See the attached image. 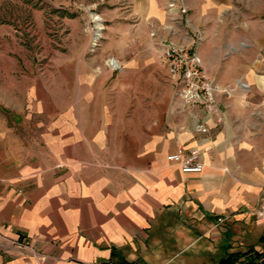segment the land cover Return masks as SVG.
Here are the masks:
<instances>
[{
    "label": "crops",
    "instance_id": "crops-1",
    "mask_svg": "<svg viewBox=\"0 0 264 264\" xmlns=\"http://www.w3.org/2000/svg\"><path fill=\"white\" fill-rule=\"evenodd\" d=\"M124 1L149 43L191 45L199 30L207 46L221 38L237 51L202 58L222 88L220 113L170 85L160 105H130L140 113L99 105L71 119L66 108L61 127L36 138L39 152L14 150L27 140L0 118V264H221L264 251V0H184L188 27L178 0ZM193 149L201 173L168 160Z\"/></svg>",
    "mask_w": 264,
    "mask_h": 264
},
{
    "label": "rangeland",
    "instance_id": "rangeland-1",
    "mask_svg": "<svg viewBox=\"0 0 264 264\" xmlns=\"http://www.w3.org/2000/svg\"><path fill=\"white\" fill-rule=\"evenodd\" d=\"M125 13L124 0H0V118L27 140L13 142L14 150L39 152L44 143L36 138L52 121L60 128L68 107L71 119L97 113L99 105L126 115L141 112L130 105H160L167 86L177 95L159 63L160 42L149 43L146 27ZM201 33L199 41L190 32L201 58L237 52L221 38L207 46ZM241 41L245 51L249 41ZM114 56L121 66L112 65Z\"/></svg>",
    "mask_w": 264,
    "mask_h": 264
},
{
    "label": "built area",
    "instance_id": "built-area-1",
    "mask_svg": "<svg viewBox=\"0 0 264 264\" xmlns=\"http://www.w3.org/2000/svg\"><path fill=\"white\" fill-rule=\"evenodd\" d=\"M178 1L181 5L180 12L183 15V22L190 26L188 8L184 4V0ZM171 10H174L173 4ZM195 33L200 41L202 39L201 31L195 30ZM160 46L162 65L170 79L176 84L178 97L187 105L201 106L208 113H220L219 96L222 93V88L206 70L199 52V43L187 45L162 40ZM241 86L245 87L246 84L241 83ZM198 128L201 131H206L203 124L198 125ZM168 160L179 166L183 173H201L203 171L202 155L197 149L186 154L179 150L169 155ZM257 214L264 217V207ZM223 221L225 219H219L218 223ZM17 244L30 248L27 243L17 242ZM33 255L39 260L42 259L34 251Z\"/></svg>",
    "mask_w": 264,
    "mask_h": 264
},
{
    "label": "trees",
    "instance_id": "trees-1",
    "mask_svg": "<svg viewBox=\"0 0 264 264\" xmlns=\"http://www.w3.org/2000/svg\"><path fill=\"white\" fill-rule=\"evenodd\" d=\"M262 241L264 243V238ZM221 264H264V251L257 252L250 250L245 253H233L223 259Z\"/></svg>",
    "mask_w": 264,
    "mask_h": 264
},
{
    "label": "bare ground",
    "instance_id": "bare-ground-1",
    "mask_svg": "<svg viewBox=\"0 0 264 264\" xmlns=\"http://www.w3.org/2000/svg\"><path fill=\"white\" fill-rule=\"evenodd\" d=\"M112 64H113V66H117V63L114 61V60H112Z\"/></svg>",
    "mask_w": 264,
    "mask_h": 264
}]
</instances>
